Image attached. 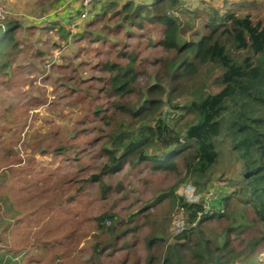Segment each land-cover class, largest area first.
I'll return each instance as SVG.
<instances>
[{
	"label": "rangeland",
	"instance_id": "rangeland-1",
	"mask_svg": "<svg viewBox=\"0 0 264 264\" xmlns=\"http://www.w3.org/2000/svg\"><path fill=\"white\" fill-rule=\"evenodd\" d=\"M107 1L95 2L97 9L90 19L103 11ZM203 1L206 6L214 3ZM228 1L238 5L250 2L248 11L254 18L264 17V0ZM78 3L0 0V16L23 24L18 37L25 48L14 59L13 89L5 88L0 79L1 264H166V247L176 242L186 244L182 248L185 260L205 264L193 255L191 247L204 250L207 242L210 249L215 248L223 244L228 233L241 250L253 228L247 224L235 231L250 217V209L239 202L232 219L217 216L188 229L186 238L176 236L175 216L189 215L172 195V186L181 182L175 194H182L187 202L199 198L192 191L193 185L182 181L181 157L176 159V170L138 161L126 163L117 173H103L99 182L89 180L101 174L109 161L104 148L111 147V136L139 124L128 110L141 106L156 82L167 88L172 85L167 65L181 55L177 49L160 44L166 27L151 21L150 16L157 18L170 9L184 22L191 20L186 38L193 39L204 30L202 17L206 13L180 14L178 6L157 10L156 0H131L128 9L106 8L111 13L108 18L102 16L89 25L81 16V23L76 20L72 25ZM181 3L196 7L189 0ZM56 21L66 31L72 30L67 39L60 30L54 31ZM134 56L137 79L129 92L117 93L112 71L104 66H125ZM191 85L192 80L188 88L182 85L179 90L189 92ZM173 101L181 103L183 98ZM161 112L169 118L179 114L169 103H164ZM219 148L214 184L205 191L212 203L219 195L232 192H220L221 186L240 180L233 155L225 144ZM30 210L36 213L28 216ZM104 213L115 215L110 227L97 220ZM154 238L155 243L148 245ZM251 258L241 253L234 264H264V256L254 254Z\"/></svg>",
	"mask_w": 264,
	"mask_h": 264
},
{
	"label": "trees",
	"instance_id": "trees-1",
	"mask_svg": "<svg viewBox=\"0 0 264 264\" xmlns=\"http://www.w3.org/2000/svg\"><path fill=\"white\" fill-rule=\"evenodd\" d=\"M104 1L100 0V3ZM199 1L198 5L192 2L196 6L192 8L181 5V0H156L157 10L178 6L180 14L205 12L206 16L202 17L205 19L204 30L196 33L193 39H187L191 20L184 22L170 9L157 18L150 16L151 21L156 20L166 27L160 44L167 49H177L181 62L178 58L167 65L172 85L167 88L156 82L149 88L143 104L128 110L138 118L139 124L131 128L128 125L111 136V147L104 148L109 161L104 163L101 174L92 175L89 180L99 182L103 173H117L126 163L138 161H151L157 169L176 170V159L181 157L185 174L182 181H188L195 188V193L200 195L214 184L215 167L220 157L219 145L225 144L239 165L237 176L240 180L232 179L230 186L234 190L220 195L218 199L226 212L204 215L198 226L217 216L232 219L236 214L235 204L242 203L250 209V217L236 226L235 231L247 227V224L253 228L248 242L241 245V253L246 255V259L253 260L251 257L254 254L264 251V17L255 19L250 13H238L242 4L234 1L212 0L214 3L211 6H206L203 0ZM121 3L122 0H108L103 4V11L90 19L93 10L97 9L93 3L90 14L84 20L90 21V25L102 16H110L106 8L128 9L132 6L131 0ZM77 9L71 18L72 25L77 24L76 20L81 23L82 9ZM58 25L56 21L54 31L60 30L63 38L67 39L72 30L66 31ZM22 26L16 18L0 16V79H3L1 83L5 88L11 90L15 86L12 74L14 59L25 49L18 37ZM135 62L136 56L125 66L117 63L104 66L112 71V86L117 93L131 90L137 79ZM212 77L214 79L210 81ZM190 80L192 85L189 92L183 91L184 94L179 88L182 85L188 88ZM177 97H182L183 101L175 103L173 100ZM164 103H169L179 114L173 118L164 115L161 112ZM2 116L6 117L5 114ZM180 184L172 186V195L180 200L189 219H194L204 211L203 203L187 202L182 194L176 195ZM31 212L36 213L30 210L28 216ZM242 216H246L245 210ZM114 217L104 213L97 220L99 223L103 221L102 226L110 227ZM186 231L176 236L186 238ZM232 231L235 233L234 229ZM227 236L222 245L212 249L207 242L204 250L192 246L193 255L200 263L234 264V258L240 256L241 250L235 247L230 233ZM156 239H151L148 245L152 246ZM185 245L180 242L168 245L165 263L192 264L182 255ZM19 253L16 254L19 256ZM3 255L0 256V264Z\"/></svg>",
	"mask_w": 264,
	"mask_h": 264
},
{
	"label": "built area",
	"instance_id": "built-area-1",
	"mask_svg": "<svg viewBox=\"0 0 264 264\" xmlns=\"http://www.w3.org/2000/svg\"><path fill=\"white\" fill-rule=\"evenodd\" d=\"M95 0H83V2L85 4H90L91 2H93ZM0 15H1V12H0ZM2 16V15H1ZM83 17H86V14H83ZM192 191H195V188L192 186ZM199 198H197L196 200L194 201H198V199H203V203H204V212H199L198 216L196 219L190 221L188 220L187 217L183 216V215H178V216H175V220L173 222V227H174V231L176 233H181L189 228H192V227H195L199 220L201 219L202 215L204 213H208L210 215H213L215 214L216 212H221L223 213L224 212V209L221 208V209H217L213 204H212V201L213 199L211 197H209L208 195H206V193L203 195V194H200L198 195ZM189 202H194L193 200H188ZM259 255L261 256H264V252H261Z\"/></svg>",
	"mask_w": 264,
	"mask_h": 264
},
{
	"label": "crops",
	"instance_id": "crops-1",
	"mask_svg": "<svg viewBox=\"0 0 264 264\" xmlns=\"http://www.w3.org/2000/svg\"><path fill=\"white\" fill-rule=\"evenodd\" d=\"M192 2L194 3V5H198L199 4V0H192ZM244 4H242V6L243 7H240V10L238 11V13H243V14H245V13H250V14H252V12L251 11H248V9H250L251 7H252V5H251V3L250 2H243ZM80 3H78V8H80ZM253 15V14H252ZM253 17H254V15H253ZM227 186V187H226ZM226 186H221L220 187V192H227V191H229V190H234V188L232 187V186H228V185H226ZM220 196V195H219ZM219 199V198H218ZM218 199H216V200H214V202H213V204L216 206V207H223V206H221L220 204H219V201H218Z\"/></svg>",
	"mask_w": 264,
	"mask_h": 264
},
{
	"label": "clouds",
	"instance_id": "clouds-1",
	"mask_svg": "<svg viewBox=\"0 0 264 264\" xmlns=\"http://www.w3.org/2000/svg\"><path fill=\"white\" fill-rule=\"evenodd\" d=\"M79 2H80V4H81V7H82V15L81 16H83V14H86V16H87V14H88V11H87V8L88 7H90L93 3H95V2H97V1H100V0H95V1H93V2H91L90 4H85L84 2H83V0H78ZM85 18V17H84ZM206 192H204L203 193V195L205 194ZM198 195V194H197ZM196 202H201V203H203V199H198V201H194V202H192V203H196ZM213 204V203H212ZM214 205V204H213ZM203 206H204V203H203ZM215 206V205H214ZM216 207V206H215ZM217 209H221V208H223L224 209V207H216ZM202 212H204V211H202ZM223 213H225V209H224V212ZM223 213H221V212H216L215 214H213V215H218V214H223ZM199 214V213H198ZM198 214H197V216H198ZM204 215H210V214H208V213H204L203 215H202V217H201V219L203 218V216ZM213 215H210V216H213ZM197 216L194 218V219H196L197 218ZM188 218V217H187ZM194 219H189L188 218V220H190V221H192V220H194ZM200 219V220H201ZM200 220H199V222H200ZM199 222H198V224H199ZM198 224L195 226V227H197L198 226ZM195 227H192V228H195ZM192 228H189V229H192ZM188 230V229H187ZM186 231V230H185ZM184 232V231H183ZM182 233V232H181ZM177 234H180V233H177ZM176 234V235H177Z\"/></svg>",
	"mask_w": 264,
	"mask_h": 264
}]
</instances>
